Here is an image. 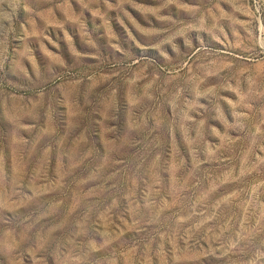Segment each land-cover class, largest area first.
I'll list each match as a JSON object with an SVG mask.
<instances>
[{
  "label": "rangeland",
  "instance_id": "1",
  "mask_svg": "<svg viewBox=\"0 0 264 264\" xmlns=\"http://www.w3.org/2000/svg\"><path fill=\"white\" fill-rule=\"evenodd\" d=\"M0 264H264V0H0Z\"/></svg>",
  "mask_w": 264,
  "mask_h": 264
}]
</instances>
